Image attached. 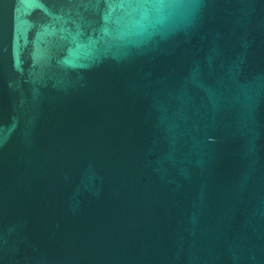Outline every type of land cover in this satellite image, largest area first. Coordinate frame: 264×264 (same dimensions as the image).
<instances>
[{"label": "water", "instance_id": "95a60500", "mask_svg": "<svg viewBox=\"0 0 264 264\" xmlns=\"http://www.w3.org/2000/svg\"><path fill=\"white\" fill-rule=\"evenodd\" d=\"M0 264H264V0H0Z\"/></svg>", "mask_w": 264, "mask_h": 264}]
</instances>
